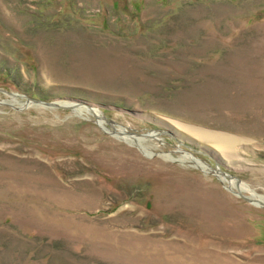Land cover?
<instances>
[{
  "label": "rangeland",
  "instance_id": "rangeland-1",
  "mask_svg": "<svg viewBox=\"0 0 264 264\" xmlns=\"http://www.w3.org/2000/svg\"><path fill=\"white\" fill-rule=\"evenodd\" d=\"M242 197L264 198V0H0V264H264Z\"/></svg>",
  "mask_w": 264,
  "mask_h": 264
},
{
  "label": "bare ground",
  "instance_id": "bare-ground-1",
  "mask_svg": "<svg viewBox=\"0 0 264 264\" xmlns=\"http://www.w3.org/2000/svg\"><path fill=\"white\" fill-rule=\"evenodd\" d=\"M11 100L17 101L18 98H16V97L15 98H11ZM30 104H31V102L26 100L25 106H28ZM74 111H75V114H77L78 116H85L86 118H89V116H92L93 115V116L97 117V123L96 124H98V126L100 127L101 130L110 133L111 132V129H113V131H114L113 133H115V137L114 138H117L118 140L124 141L128 145L135 146L136 148L139 149V151H142L144 153H148V151H149V147L147 146V143H146L149 140V138L150 139H160L158 133L157 132H154V131H150L148 133V135H143V134L142 135H136V134L129 133L128 132L129 131L128 130V127H125V126L124 127L123 126L116 127V125H113V122L112 121H109L106 118H104L103 117V114L97 108H95L94 106H93V108L92 107L91 108H88L86 106H80V107L78 106L76 108V110H74ZM156 119L158 120V122L160 124H163V126L165 125V127H167L169 130H172L173 132H175L177 134H182V133H185L186 131L188 133H191L193 131V130H190L189 128H184L183 125H181V124H178V123L173 122V121L165 120L164 118L163 119L156 118ZM105 122L108 123V125H111V126L113 125L112 128L111 129L108 128L105 125ZM193 134L200 135L198 132H193ZM216 142H218L220 144L219 146H220V148H222V151H224L225 149H227L229 147L228 146L229 145L228 144L229 139L228 140L227 139L225 140V138L223 139L221 137L219 139V141H216ZM178 153H181V158L182 159H185V160L190 161V163L193 165V167H196L198 169H201L204 173L206 171L209 172V173L210 172L211 173L212 172L213 173L214 172L215 173L216 172L219 173V170H216L215 168L213 170V168L211 169V167H209V165H207V168H206L205 167L206 165L205 164H202L197 159H195V157L192 154H189L187 152H184L181 149H178ZM166 157H167L168 160L169 159H172V157L169 156V155L166 156ZM226 157H228V156H226ZM217 177H219V179H220V181H222V183H227L226 186L231 191H235L234 190L235 187H237L238 193H240V189L246 190V187H244L242 185L241 186L240 185H236V182L234 180H228L227 177H225L223 175H217ZM239 186H240V188H239ZM256 197H258V196H255V198ZM259 198L264 201V198H261V197H259ZM260 199L259 200L258 199H252V200L254 202H256L255 205L261 206L260 205V202H262V203H264V202L261 201Z\"/></svg>",
  "mask_w": 264,
  "mask_h": 264
},
{
  "label": "water",
  "instance_id": "water-1",
  "mask_svg": "<svg viewBox=\"0 0 264 264\" xmlns=\"http://www.w3.org/2000/svg\"><path fill=\"white\" fill-rule=\"evenodd\" d=\"M11 95V97H16V98H24L26 99L27 101H30L32 104H35V105H41L43 107H47V108H52V109H57V108H60V109H74L78 106H86L88 108H91L90 104L88 103H85V102H78V103H68V104H65V103H56V102H45V101H41V100H34V99H30L28 97H25V96H20L18 94H9ZM95 119H97V117L94 116ZM210 157V156H209ZM215 165H218L216 159L212 158ZM216 170H219V173L225 177L228 178V176L226 175V173L220 171L219 168H217V166L215 167ZM243 199H245L246 201L248 202H254L253 200L251 199H248V198H245V197H242ZM256 203V202H254ZM260 205L264 208V203L260 202Z\"/></svg>",
  "mask_w": 264,
  "mask_h": 264
}]
</instances>
